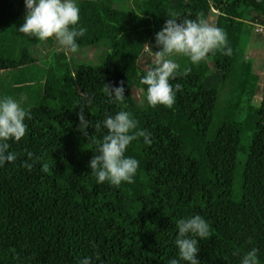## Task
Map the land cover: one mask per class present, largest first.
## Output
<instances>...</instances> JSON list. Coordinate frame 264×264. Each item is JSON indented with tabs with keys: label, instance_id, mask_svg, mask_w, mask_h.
<instances>
[{
	"label": "trees",
	"instance_id": "trees-1",
	"mask_svg": "<svg viewBox=\"0 0 264 264\" xmlns=\"http://www.w3.org/2000/svg\"><path fill=\"white\" fill-rule=\"evenodd\" d=\"M124 1L98 5L101 12L121 11ZM23 5L0 0V96L30 112L42 110L44 121L11 144L17 161L0 167V264H79L84 258L91 264H168L177 256L176 221L195 214L212 229L210 239L200 242L201 264H240L253 247L264 264V91L256 105L260 80L247 55L252 34L246 30L264 29V3L133 0L137 19L162 26L173 13L207 22L218 13L232 55L209 54L210 74L187 57H174L178 66L170 83L181 88L171 109L150 107L143 85L141 129L151 133L152 143L141 139L129 147L125 155L140 167L135 183L119 188L97 184L91 175L88 165L103 137L94 126L126 110L108 102L105 85L122 82L127 98L136 74L142 80L147 71L137 66L127 78L112 70L117 42L107 38L97 64L72 57L67 65H41L38 47H52L55 40L18 31ZM149 46L160 50L154 41ZM6 71L34 80L19 78L25 89L13 93L1 84ZM82 108L91 122L87 138L78 130ZM29 152L31 170L23 166Z\"/></svg>",
	"mask_w": 264,
	"mask_h": 264
},
{
	"label": "clouds",
	"instance_id": "clouds-1",
	"mask_svg": "<svg viewBox=\"0 0 264 264\" xmlns=\"http://www.w3.org/2000/svg\"><path fill=\"white\" fill-rule=\"evenodd\" d=\"M258 2L264 3V0ZM24 4L26 14L18 29L20 33L40 41L53 38L61 48H67L73 53L78 51V40L87 31L80 24L78 0H24ZM259 30L264 33V29ZM155 41L156 47L160 49L154 53L155 67L147 71L141 80L146 86V100L150 107L164 106L171 109L176 103L181 85L170 83L175 79L177 68L174 57H187L192 64H199L216 51L225 56L232 55L227 34L221 28L209 25L202 18L180 19L175 13L171 14L163 29L156 34ZM104 91L109 103L121 104L126 99L122 82L120 85H105ZM31 118L30 110L17 100L11 96H0V167L17 161L18 154L11 150V144L20 142L26 136L28 126L25 121ZM79 121L78 130L87 138L91 122L86 119L83 108ZM94 127L97 132L103 133L88 165L96 183H107L117 188L122 184H134L140 162L125 153L133 142L141 139L145 145H150L151 133L141 129L139 121L126 110L106 115ZM32 155L31 152L27 153V160L23 165L29 170L33 167V164L28 163ZM42 170L47 172L48 165L44 164ZM175 227L177 256L171 258L168 264H201L198 259L200 242L210 239V223L195 214L178 219ZM79 264H91V261L84 258ZM240 264H261L259 250L251 248L243 254Z\"/></svg>",
	"mask_w": 264,
	"mask_h": 264
},
{
	"label": "rangeland",
	"instance_id": "rangeland-1",
	"mask_svg": "<svg viewBox=\"0 0 264 264\" xmlns=\"http://www.w3.org/2000/svg\"><path fill=\"white\" fill-rule=\"evenodd\" d=\"M78 6L81 10L80 24L87 29L85 35L78 40V51L73 53L67 48H61L56 42L52 47H46L47 45L40 46L38 47L39 53L37 56L40 63L45 62L46 64H50L52 62H59L67 65L72 57H79L85 64H97L106 50L101 43V39L107 38L117 42L110 66L116 73H121V77L129 76L128 72L130 70L137 71V66L143 67L146 71L155 67V52L149 50L147 46L153 41L156 42V34L164 26L147 19H137L135 14H133V0L124 1L121 6V11L101 12L98 0H78ZM20 10L24 18L26 14L25 5ZM208 24L213 27H218V13L214 12L212 14ZM251 27L249 25L246 27V30L252 34L247 48V55L248 57H253L255 60L254 75L259 77L260 80L258 97L255 103L256 105H260L264 91V33L261 30L257 32L254 29L252 31ZM137 29H141V32H138ZM40 63L38 62L37 65H40ZM175 63L178 66L176 61ZM41 65L43 64L41 63ZM199 66L204 74H210L213 70L209 58L200 62ZM4 74V81H1V84L11 86L12 92L25 87L20 83L19 78H22V82L26 81L25 76L28 80H34L33 77L28 78L30 75L26 72L25 76L19 71H6L2 73V75ZM128 88L130 96L125 99L123 105L126 111L131 112L139 121L141 128L142 123L139 116V107L145 104V98L143 84L137 74L135 82L130 84ZM31 116V120L25 121L28 128L39 126L44 121L43 111L40 109L32 111Z\"/></svg>",
	"mask_w": 264,
	"mask_h": 264
}]
</instances>
